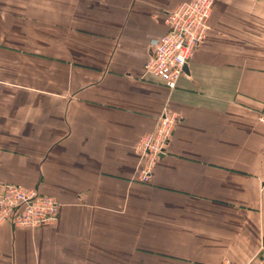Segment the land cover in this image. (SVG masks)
<instances>
[{"label": "crops", "instance_id": "obj_1", "mask_svg": "<svg viewBox=\"0 0 264 264\" xmlns=\"http://www.w3.org/2000/svg\"><path fill=\"white\" fill-rule=\"evenodd\" d=\"M187 0H0V193L57 221L0 224V264H250L264 240V0H216L173 90L144 74ZM178 115L147 181L135 146Z\"/></svg>", "mask_w": 264, "mask_h": 264}, {"label": "built area", "instance_id": "obj_2", "mask_svg": "<svg viewBox=\"0 0 264 264\" xmlns=\"http://www.w3.org/2000/svg\"><path fill=\"white\" fill-rule=\"evenodd\" d=\"M216 0H187L165 11L166 32L150 44V54L142 66L144 74L162 81L173 90L184 74L193 52L201 46L208 31V20ZM264 117L260 116L259 121ZM179 121L166 108L157 117L152 132L142 135L135 146L139 179L147 181L155 163L165 153ZM59 203L37 189L4 184L0 193V224L13 229L36 230L53 225L58 219ZM250 264H264V240L256 259Z\"/></svg>", "mask_w": 264, "mask_h": 264}]
</instances>
